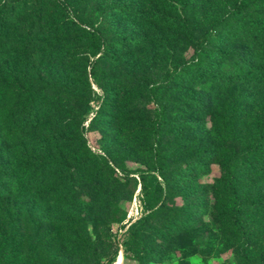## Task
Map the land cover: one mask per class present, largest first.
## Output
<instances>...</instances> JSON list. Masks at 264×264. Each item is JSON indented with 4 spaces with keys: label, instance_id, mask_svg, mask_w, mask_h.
Wrapping results in <instances>:
<instances>
[{
    "label": "rangeland",
    "instance_id": "374dc122",
    "mask_svg": "<svg viewBox=\"0 0 264 264\" xmlns=\"http://www.w3.org/2000/svg\"><path fill=\"white\" fill-rule=\"evenodd\" d=\"M235 2L0 0V165L25 173L0 264H249L235 200L208 191L223 161L184 145L171 81Z\"/></svg>",
    "mask_w": 264,
    "mask_h": 264
},
{
    "label": "trees",
    "instance_id": "16d2710c",
    "mask_svg": "<svg viewBox=\"0 0 264 264\" xmlns=\"http://www.w3.org/2000/svg\"><path fill=\"white\" fill-rule=\"evenodd\" d=\"M204 1L181 0V9L189 7L193 13ZM136 7L139 18L151 19L139 4ZM9 17L0 18V32L8 26ZM216 24L220 30L216 32V25L200 41L194 40L193 56L175 68L173 97L185 119L184 145L208 147L215 160L223 161L221 176L208 191L214 195L220 188L227 189L236 203V229L244 237L240 248L249 264H264V0H236ZM98 36L96 54L106 55L107 45ZM179 112L174 113L176 117L181 116ZM217 132L221 133L216 136ZM218 138L233 147L232 159L226 163V150ZM6 139L0 130V147L7 146ZM22 176L25 173L9 162L0 165V208H8L6 200L19 194L13 184L19 189Z\"/></svg>",
    "mask_w": 264,
    "mask_h": 264
}]
</instances>
